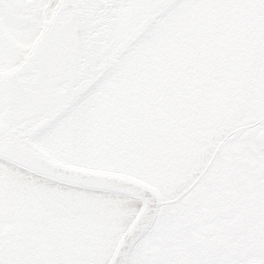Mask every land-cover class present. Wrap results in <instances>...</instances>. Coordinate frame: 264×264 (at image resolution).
<instances>
[{
  "label": "flooded vegetation",
  "instance_id": "flooded-vegetation-1",
  "mask_svg": "<svg viewBox=\"0 0 264 264\" xmlns=\"http://www.w3.org/2000/svg\"><path fill=\"white\" fill-rule=\"evenodd\" d=\"M204 1L214 23L210 43L220 53L230 46L236 58L219 59L218 64H229L230 74L221 78L218 91L212 77H190L202 85L194 86L191 114L181 126L175 118L147 133L142 126L80 123L70 124L67 135H61L75 142L87 129L103 132L107 138L94 136L103 146L113 145L109 156L78 158L140 176L155 189L154 204L143 210L134 197L60 185L0 160V264H109L140 212L150 216L153 206L150 229L134 246L128 264H264V0H195L190 9L196 12ZM57 2L0 0V9L26 28L34 16L43 24ZM0 18L8 37H0V61L22 57L30 44ZM242 27L250 32L236 50L232 36L227 37ZM200 28L204 36L210 31L206 18L195 19L191 32ZM198 35L192 54L203 50L206 56L208 44ZM250 46L255 55L246 70L243 52ZM163 89L169 95L176 90L173 85ZM133 96L139 100L135 94L125 98ZM84 111L82 106L71 119L86 117ZM97 112L103 121L114 109ZM159 112L173 117V112ZM111 130L115 134L109 137ZM140 159L141 171H135Z\"/></svg>",
  "mask_w": 264,
  "mask_h": 264
},
{
  "label": "water",
  "instance_id": "water-1",
  "mask_svg": "<svg viewBox=\"0 0 264 264\" xmlns=\"http://www.w3.org/2000/svg\"><path fill=\"white\" fill-rule=\"evenodd\" d=\"M181 1L59 0L24 60L0 71V158L59 183L117 192L148 205V197L154 198L156 192L146 184L56 159L44 149H55L54 142L40 138L115 71L152 26ZM6 35L0 28V37L8 39ZM65 123L53 129H63ZM88 143L95 144L81 143L78 155L109 156L110 145ZM151 216L140 218L124 237L111 264H127Z\"/></svg>",
  "mask_w": 264,
  "mask_h": 264
},
{
  "label": "rangeland",
  "instance_id": "rangeland-1",
  "mask_svg": "<svg viewBox=\"0 0 264 264\" xmlns=\"http://www.w3.org/2000/svg\"><path fill=\"white\" fill-rule=\"evenodd\" d=\"M42 1H45V0H42ZM186 7H189V6H186ZM192 12H193V10L190 9L186 14H178L175 17H173L172 19L170 18L169 22H167L165 24V26L167 25L169 27L167 29L161 31L160 33H155L153 35L154 37H153V39L149 40V44H148V47L146 48L145 52L140 57H138V56L134 57V60H132L129 63V64H131L130 69H132L134 71L133 76L131 73H129L127 76L128 78L126 77L123 80L113 79L109 82H107V81L105 82L104 79L107 78L106 77L107 75H106L103 80L99 81L96 84V86L94 87V88H96L98 93L91 96L93 94L92 93L88 97L87 102L83 105L84 110H94V112L90 111L89 113H97V111H101V109H102V111H104V109L108 108L109 104L112 106H113V104L114 105L117 104V106L123 107L122 104L125 103L124 99H125L126 95L128 96L130 94H135V95H138L140 101L134 99L135 96H133V100H131V102H132L131 105L133 106V103H137V105L134 107L140 108L141 104H143L142 107L140 108V112L144 108L146 111H149V113H150L151 110L154 109V107L160 106V102L157 101V99H155V98L154 99L148 98L150 108H147L148 106L146 107L144 105H147L148 101L145 99L142 100L143 97L139 96V94L151 95L150 93L147 92L146 88L142 87L139 83H137V82H140L138 79H140V78L144 79V75L140 73L141 70L144 68H149V67H151V68H154V67L164 68V70H162V73L164 71V74H166L165 76H167L168 78H171V77H177L179 74H186V73H188L192 77H194L196 75L197 68L203 67L204 70H209L208 71L209 75H221L223 77H226V74H228L229 72L225 71V73L222 74L223 67L220 68L217 65L219 62V59L223 58L226 55H230V58L225 59L226 62H230V61H232L231 56H233L234 58H236V56L234 53L228 52L229 46H227V45H225V47L221 53H220V51H218L219 47L216 46V44H214L212 46L210 41H211V35L213 33V30H210L208 32V34H206L204 36L203 32L205 33V31L203 28H200V30L196 34V37H197L198 33H201L202 34L201 38H203L206 41V43L208 44V46H206L208 48L207 55L205 57L201 58L200 60L203 59L202 61H204V59L205 60L209 59L210 64H190L187 60L185 61L182 58V56L176 55L177 54V52H176L177 42L176 41H178L177 40L178 37H185L187 35V31L185 29H183L182 27H180V25H178V23L183 21V18L181 16L192 15ZM199 13L203 15L201 17L197 15V19H199L201 21V19L205 18V14L202 11H200ZM0 16L4 18V21L6 22V24L9 28H11V29L14 28L16 30V32H18L21 35L22 38H19V40L24 42L25 44L31 45L34 42V40L37 38L38 34L40 33V27L43 25L41 23L40 16H34V20H32L31 22L29 21L30 25L27 26L26 28L22 24L17 25V23L14 22V20L12 18H9V16H10L9 13L5 9L3 10V8L0 9ZM249 32H250V30H247L244 27H242V31H240L238 34H230L227 37V39L230 36H232V37H230L231 44H234L232 46V48L236 49V50L242 49L243 40L245 38H248ZM145 39L146 38L144 37L142 40H145ZM158 44H161L164 47L165 51L168 52L169 60L173 64H171L167 59H165L167 62L165 64L163 59H160L159 56L157 54H155V47H157ZM250 47H251L250 50H248L245 47V52H243V54L245 55L246 60L242 62V65L241 64H234V65L245 66V68L247 70V65L251 64L253 57L255 55L254 48L252 46H250ZM239 57H240V55H239ZM126 59H128V57L125 58V60ZM143 61L145 64H143ZM167 64H169V65H167ZM166 66H168V67H166ZM176 68L178 71L176 70ZM213 72H215V73H213ZM167 77L164 80V84H163L165 86L170 85V80L169 79L167 80ZM129 82L133 83L135 85V87H137V88H134L133 86H132L133 89L130 88ZM189 83L190 82L179 83L177 87H179L181 89L177 88V92L179 94H185L183 89L188 90L185 88V86H187ZM114 84H116V88H114L112 90L111 87L114 86ZM174 84H172V85H174ZM115 89L123 90L126 93L120 94V93L116 92ZM188 92H190V91L188 90ZM178 98L179 99H177V103L181 104L182 108L185 107L186 110L191 109V101H190V103H188L187 100H189V99L187 97L181 95ZM174 102L175 101L173 100L169 104H174ZM117 106H115V107H117ZM127 106H130V105H127ZM162 106L157 108L156 110L162 111L163 109H165L164 103L162 104ZM122 115L125 116L126 119L128 118L126 113H123ZM119 118H121V117H119ZM134 119L136 120L135 123L137 125L147 126L148 128L150 127L149 125H153V124L173 123V121L170 119L169 120L167 119V121H164V123H163L161 121H158L157 117L155 119L151 120V119H148V118L143 117V116H137ZM185 130L187 131L188 129H185ZM183 136H184V134H183Z\"/></svg>",
  "mask_w": 264,
  "mask_h": 264
},
{
  "label": "bare ground",
  "instance_id": "bare-ground-1",
  "mask_svg": "<svg viewBox=\"0 0 264 264\" xmlns=\"http://www.w3.org/2000/svg\"><path fill=\"white\" fill-rule=\"evenodd\" d=\"M139 129V128H138ZM144 131L145 132H147V129H148V127H144ZM139 132H140V129H139ZM141 161H142V159H140V160H138V161H135L134 163H135V165H137V166H139V170L138 169H136L135 171H141L140 170V165H141ZM149 166V165H148ZM145 167H147V165H145ZM146 170H143V172H145ZM138 173H140V172H138Z\"/></svg>",
  "mask_w": 264,
  "mask_h": 264
}]
</instances>
